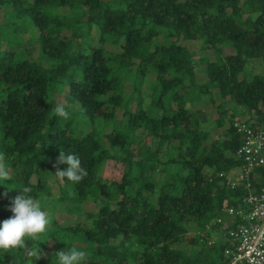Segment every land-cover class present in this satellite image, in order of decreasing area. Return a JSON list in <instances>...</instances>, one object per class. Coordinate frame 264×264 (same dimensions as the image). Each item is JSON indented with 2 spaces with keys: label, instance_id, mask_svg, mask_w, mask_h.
Instances as JSON below:
<instances>
[{
  "label": "trees",
  "instance_id": "trees-1",
  "mask_svg": "<svg viewBox=\"0 0 264 264\" xmlns=\"http://www.w3.org/2000/svg\"><path fill=\"white\" fill-rule=\"evenodd\" d=\"M262 58L264 0H0V154L12 178L0 181V223L23 187L50 219L26 249L0 250V264H58L68 247L88 253L83 264H225V241H209L248 191L229 175L246 134L236 122L264 125V73L246 74ZM60 151L80 159V182L55 176ZM109 159L125 163L121 180L104 177ZM249 180L263 192L264 164ZM58 203L74 225L55 217Z\"/></svg>",
  "mask_w": 264,
  "mask_h": 264
},
{
  "label": "built area",
  "instance_id": "built-area-1",
  "mask_svg": "<svg viewBox=\"0 0 264 264\" xmlns=\"http://www.w3.org/2000/svg\"><path fill=\"white\" fill-rule=\"evenodd\" d=\"M236 125L246 134L236 153L242 161L240 177L229 176V182L233 186L246 182L248 191L242 198L244 204L226 208L233 215L234 226L226 227L225 264H264V190L260 194L253 191L249 180L256 166L264 164V129L259 125L254 129L242 122ZM222 221L218 219L219 223Z\"/></svg>",
  "mask_w": 264,
  "mask_h": 264
},
{
  "label": "clouds",
  "instance_id": "clouds-1",
  "mask_svg": "<svg viewBox=\"0 0 264 264\" xmlns=\"http://www.w3.org/2000/svg\"><path fill=\"white\" fill-rule=\"evenodd\" d=\"M57 117L68 119L69 112L66 111V105L63 102H58L54 108ZM5 156L0 154V181L12 180L10 172L6 167ZM66 164L65 170H60L59 166ZM55 176L63 182L65 178L73 183L80 182L87 171L81 167V161L75 154H65L60 151L57 158ZM19 194L14 197L11 202L10 211L13 215L0 223V250L5 252L13 249H26L27 240L38 241L43 234L50 219L46 212L41 208L38 200L34 199L30 187H23L18 190ZM28 256L39 259L43 253L40 252L38 246L28 250ZM58 264H83L88 257V253L83 250H78L76 247H71L67 250H62L55 253Z\"/></svg>",
  "mask_w": 264,
  "mask_h": 264
},
{
  "label": "rangeland",
  "instance_id": "rangeland-1",
  "mask_svg": "<svg viewBox=\"0 0 264 264\" xmlns=\"http://www.w3.org/2000/svg\"><path fill=\"white\" fill-rule=\"evenodd\" d=\"M95 32V30H94ZM157 40L163 41L164 37L163 36H159L156 37ZM192 51H194L196 53V59H201L203 56H206L205 58L208 60H215V54L213 51L211 50H207L202 48L201 46V42L197 41V40H188V41H184ZM98 43V38L95 37V42L94 44L96 45ZM112 49H115L112 47ZM235 49L233 48V46H229L225 48L224 53L225 54H231L234 53ZM207 63L204 62L202 64V67H206ZM264 73V58L262 59H252L246 69V74L248 75L249 78H252L254 75L256 74H263ZM200 75V80H205V75L199 74ZM130 89V85L127 86V89ZM58 100L60 101L61 95H57ZM196 104H198V106H202L200 102H197ZM208 109H209V116L212 119H215L218 117L219 115V111L217 110L216 107H214L212 104L208 105ZM231 112V111H230ZM240 113H238L239 115ZM121 115V114H120ZM240 117V116H239ZM242 117V116H241ZM240 117V118H241ZM240 121V120H239ZM242 123H246L245 121H242ZM262 128L264 129V125H262ZM142 130H139V132L141 133ZM144 143L146 144H152V137L150 135H146L144 137ZM125 171V163L120 160V159H109L106 163L105 166L103 168V175L105 178H107L108 180H121L123 173ZM241 174V170L237 171L236 169L234 171H232V173L229 175L231 177L236 176V177H240ZM162 175L158 174L157 177L160 178ZM54 193L58 194V187L55 184L54 187ZM253 190V188H252ZM254 191V190H253ZM45 203L42 204V202L40 204L43 205V207H48L49 203L44 201ZM83 207L87 210H94L96 208V203L92 202V201H86L83 204ZM54 215L55 217L64 225H74L76 223V221L79 220V218L76 215L70 214L65 210V205L62 203H58L56 204V209L54 210ZM219 226V230L215 227L214 230L212 229V235L210 237V244H214L217 241L223 240L226 242V247H227V240H228V236H227V226H234V220H224L222 221V223L218 224ZM198 229L194 228L190 231L191 235H194L195 232H197ZM80 243L79 241H76L75 244ZM55 245L54 241H51L48 250L52 249ZM181 247H184L186 250L190 251L192 250V246L190 244H183ZM225 247V248H226ZM48 252L45 253V257H47Z\"/></svg>",
  "mask_w": 264,
  "mask_h": 264
}]
</instances>
